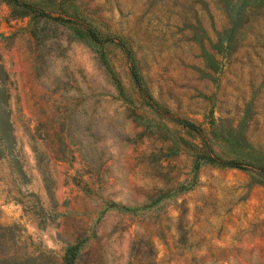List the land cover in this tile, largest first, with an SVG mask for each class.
I'll use <instances>...</instances> for the list:
<instances>
[{
	"label": "rangeland",
	"instance_id": "374dc122",
	"mask_svg": "<svg viewBox=\"0 0 264 264\" xmlns=\"http://www.w3.org/2000/svg\"><path fill=\"white\" fill-rule=\"evenodd\" d=\"M19 2L0 264H264V1L232 24L224 0Z\"/></svg>",
	"mask_w": 264,
	"mask_h": 264
},
{
	"label": "trees",
	"instance_id": "16d2710c",
	"mask_svg": "<svg viewBox=\"0 0 264 264\" xmlns=\"http://www.w3.org/2000/svg\"><path fill=\"white\" fill-rule=\"evenodd\" d=\"M6 1L10 2L12 7L14 8L15 6L24 7V3H20L19 0H6ZM263 1L264 0H224L225 9L227 10L229 18H230L229 22L232 24L234 17L236 18L238 22H240L244 18L246 7L252 4L251 2H259L260 4H262ZM39 12H40L39 14L49 15L48 11H45L44 8L39 10ZM22 14H24V11ZM236 24L237 23L235 21L234 25ZM87 32L90 36H92V39L95 41V44L97 45L96 50L99 56L102 58L103 61L106 62V64H108V60H107L106 52H105V41L107 39V36L102 37L101 35L94 33L93 30H87ZM121 45L126 55L130 57L132 74L134 78L139 82L138 73L136 72V68L134 65V59L132 57V51L124 41H122ZM116 84L118 87L121 86L119 82H117ZM139 85L141 86V83H139ZM72 257H73V253L71 254V256L68 257V260H67L68 264H72Z\"/></svg>",
	"mask_w": 264,
	"mask_h": 264
}]
</instances>
